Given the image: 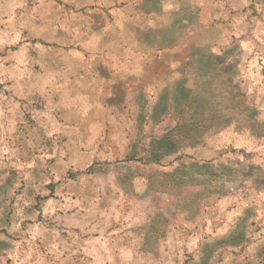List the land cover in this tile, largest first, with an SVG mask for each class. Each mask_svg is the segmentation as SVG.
<instances>
[{"label": "rangeland", "instance_id": "374dc122", "mask_svg": "<svg viewBox=\"0 0 264 264\" xmlns=\"http://www.w3.org/2000/svg\"><path fill=\"white\" fill-rule=\"evenodd\" d=\"M41 1L0 0V264H264V138L227 118L236 87L264 133V0L168 7L185 6L178 45L197 73L182 81L180 61L154 58L139 40L160 23L130 0L105 48L114 80L128 69L136 77L124 93L109 89L115 99L101 109L69 97L67 80L54 88L41 66L56 61L17 43ZM196 81L221 121L201 145L145 162L165 127L164 97H190ZM159 147L169 154V143Z\"/></svg>", "mask_w": 264, "mask_h": 264}, {"label": "crops", "instance_id": "0c3cea01", "mask_svg": "<svg viewBox=\"0 0 264 264\" xmlns=\"http://www.w3.org/2000/svg\"><path fill=\"white\" fill-rule=\"evenodd\" d=\"M135 1L140 17L151 23H160L143 30L139 40L154 54V58L165 55L180 61L175 62L172 70L182 76L185 63L192 60L190 54L183 57L178 45L184 37L185 6L181 3L179 10L167 11L168 7L177 4V0ZM130 4V0H64L58 4L53 0H43L33 9L30 26L18 28L16 40L17 43L21 41L25 48H30L35 56L46 55L56 61L55 64L41 66L42 73L54 80V88H59L55 79L67 80L62 88L69 97L82 93L80 96L83 99L101 109V105L112 103L115 99L109 89L119 91V88L124 93L130 79L136 77L135 72L128 69L122 79L114 80L116 73L111 64L112 52L105 48V39L113 31V21L126 24L119 16L127 13ZM44 6L46 10H43ZM173 15L174 19L165 24ZM174 27L177 29L173 33ZM25 40L29 41V45L24 44ZM173 62L166 61L170 66ZM72 88H78V91ZM142 109V113L148 115L144 106ZM100 116L93 119L97 120Z\"/></svg>", "mask_w": 264, "mask_h": 264}, {"label": "trees", "instance_id": "16d2710c", "mask_svg": "<svg viewBox=\"0 0 264 264\" xmlns=\"http://www.w3.org/2000/svg\"><path fill=\"white\" fill-rule=\"evenodd\" d=\"M211 58L212 63L217 66V63L213 62L215 59L213 55ZM188 68L191 69L193 73H197L195 62L189 60L185 63L184 74L180 77V81L188 76ZM191 88L194 89L190 97L188 95H186V97L182 95L179 96L178 91L170 97H164L165 102L162 104L163 109L161 117L165 122V127L161 130L159 137L152 139L148 151V161L145 160V162H157V164H159L162 160L164 161L171 156L177 155L180 148H195L201 145L204 136L208 133L210 128L221 121L214 112L215 104H218L216 99L204 102L202 99L204 92L197 81ZM231 90L232 98L227 110L228 120L235 124L237 130H248L256 137L261 136L264 138V133L261 132L256 134L253 131L252 125H254L255 122L253 119V110L248 108L244 100V95L238 91L236 87H231ZM180 100H182L181 104L179 102ZM238 106L244 113L246 111V113L250 114L248 118H243V120L241 117L239 118L234 115ZM163 142L169 143L171 146L169 148V154L164 153V151L160 149L159 145ZM158 157L162 158L160 162H158ZM141 161H143V159H141ZM177 171H172V175L174 176ZM177 175H179V172H177Z\"/></svg>", "mask_w": 264, "mask_h": 264}]
</instances>
